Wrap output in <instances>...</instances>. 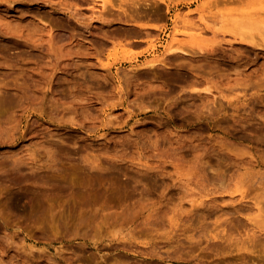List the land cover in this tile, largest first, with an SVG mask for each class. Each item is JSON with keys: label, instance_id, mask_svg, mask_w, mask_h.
Returning a JSON list of instances; mask_svg holds the SVG:
<instances>
[{"label": "rangeland", "instance_id": "374dc122", "mask_svg": "<svg viewBox=\"0 0 264 264\" xmlns=\"http://www.w3.org/2000/svg\"><path fill=\"white\" fill-rule=\"evenodd\" d=\"M242 10L264 20L0 0V264H264V31L219 21Z\"/></svg>", "mask_w": 264, "mask_h": 264}, {"label": "bare ground", "instance_id": "6f19581e", "mask_svg": "<svg viewBox=\"0 0 264 264\" xmlns=\"http://www.w3.org/2000/svg\"><path fill=\"white\" fill-rule=\"evenodd\" d=\"M226 12V11H225ZM207 16L204 15V19L207 20ZM203 20V21H205ZM219 21H220V24H225V25H228V28H230L231 32H233L234 34L236 33H240V32H243L246 30H251V28H257L258 30H261V31H264V20L263 21H260V24L257 26V23L259 21H257V19H255V14L250 10H242V11H239L238 13H236L235 15L231 16L230 18L227 17V16H221L219 18ZM149 23V22H148ZM151 24V23H149ZM140 26H144V25H140ZM218 28V27H217ZM219 29H221V27H219ZM146 30V29H145ZM217 30V29H216ZM263 33V32H262ZM242 34V33H241ZM264 34V33H263ZM243 35V34H242ZM247 36V35H245ZM248 37V36H247ZM255 37V36H254ZM251 38V37H250ZM250 38H241L242 41H246L247 44H254V40L253 39H250ZM193 40V39H192ZM195 40V39H194ZM199 39H196L195 41H197ZM236 40V39H235ZM238 40V39H237ZM240 40V39H239ZM192 42V41H191ZM202 42V41H201ZM200 42V43H201ZM245 42V43H246ZM256 42V41H255ZM204 43V42H203ZM174 44V43H173ZM173 44L169 45L167 47V49L165 50V52L167 54H172V53H183V54H188V52L186 51V49L184 50L183 48L181 47H178V46H173ZM194 45V44H193ZM197 45V44H196ZM200 44L197 45V47L199 46ZM201 49H203L202 47L203 46H200ZM168 56V55H167ZM156 60H149L147 62V64L149 65H153L154 62ZM202 87L198 88V87H194L193 86V90L192 91H199V90H202L201 89ZM200 92V91H199ZM208 92V91H207Z\"/></svg>", "mask_w": 264, "mask_h": 264}, {"label": "crops", "instance_id": "0c3cea01", "mask_svg": "<svg viewBox=\"0 0 264 264\" xmlns=\"http://www.w3.org/2000/svg\"><path fill=\"white\" fill-rule=\"evenodd\" d=\"M142 27H144L143 29H146V31H150L152 29V27L149 25H144Z\"/></svg>", "mask_w": 264, "mask_h": 264}]
</instances>
